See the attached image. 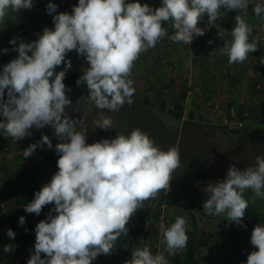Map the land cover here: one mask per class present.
I'll list each match as a JSON object with an SVG mask.
<instances>
[{
  "label": "clouds",
  "instance_id": "9594fccd",
  "mask_svg": "<svg viewBox=\"0 0 264 264\" xmlns=\"http://www.w3.org/2000/svg\"><path fill=\"white\" fill-rule=\"evenodd\" d=\"M250 6L257 17L264 14L259 0H162L157 8L139 0H78L71 13L58 12L57 4L49 0L45 10L54 27H45L32 42L9 40L18 55L0 71V130L17 143L31 136V129L49 127L60 141L55 145L57 172L24 205L26 213L36 215L53 205L35 226L34 252L27 264H92L101 254L111 255L118 238L127 236L132 216L146 200L170 189L172 173L181 165L177 148L162 150L138 128L86 143L87 129L77 130L79 119L67 112L72 106L64 84L72 67L68 54L75 50L87 62L76 84H86L88 100L100 110L96 128L109 130L114 122L104 110L116 112L126 103L132 105L135 88L129 77L134 62L168 35L164 22H172L171 41L190 45L205 35L206 29L199 27L202 18L207 16V27H215L221 8L237 11L232 39L224 43L220 55H226L230 65L242 64L259 48L257 41L249 42L252 30L239 14L247 15ZM33 7L34 0H0V22L10 12ZM62 64L63 70L57 72ZM226 119L239 131L236 112L234 117L227 113ZM45 145L53 149L51 139L42 134L40 141L24 149L23 158ZM248 190L253 193L251 201L245 198ZM207 192L202 207L208 216L224 215L229 224L246 228L249 204L264 200V155L243 170L229 165L225 178L209 183ZM187 223L185 216H177L170 226L161 224L158 248L162 245L163 250L153 254L148 246L137 247L125 264H169L165 253L175 256L187 248ZM18 224L25 225L26 218L21 216ZM6 235L15 239L16 233L8 229ZM250 243L257 250L248 254L246 264H264V225L254 226ZM13 250V245L4 246L6 253Z\"/></svg>",
  "mask_w": 264,
  "mask_h": 264
},
{
  "label": "rangeland",
  "instance_id": "374dc122",
  "mask_svg": "<svg viewBox=\"0 0 264 264\" xmlns=\"http://www.w3.org/2000/svg\"><path fill=\"white\" fill-rule=\"evenodd\" d=\"M52 2L57 4L58 12H67V9H68L69 13H71L73 6L78 4V0H52ZM48 3H49V0H34V7L31 10H21L18 14L10 12L9 15L5 18V21L0 22V50L5 49V48L10 50L7 54L3 53V51H0V69L1 70L5 64H7L10 60L16 58V56L18 55V53L17 55H15L16 54L15 51H11V49L13 48V45L9 44V40L11 38L13 37L18 38L17 35L11 34V32L13 31V25L18 15L22 16L23 19H25V17L28 16V19L34 22L36 18V16L34 15L35 11H38L41 14L40 16H44V20L46 21L50 20V23L46 24L47 28L51 29L54 27L52 16L48 15L45 10L46 5ZM222 13L225 14L223 16L237 15V13H234V12L226 13L225 11H222ZM261 17H264V14H262ZM255 18L257 19L256 15H255ZM218 20L223 21V18L219 17ZM202 21L203 23H201V25H204L207 27V20L205 18H202ZM250 24L252 26L254 25L253 30L256 33L255 35H252L251 37H256L259 34L264 35V25H261V23L259 25H256L255 22L250 23ZM223 25H220L221 28H218V27L214 28L215 29V32L213 34L214 39L219 37L216 35L217 32H221V31L224 32L228 30ZM30 31H29L30 36L25 37L23 41L31 42V39L29 38H35V40L37 39L36 37L37 33H33ZM37 31H39V29ZM219 39H222V38H219ZM19 41H20V38L17 39V42ZM174 50L175 49H173L171 53ZM151 51L154 54L153 55L151 54L150 56H148V59L152 58L153 63L158 69H163V72L166 71L165 73L166 75H164L166 76L165 79H167L168 81H172L173 85L176 88H172L169 85H167L164 93H157L154 90L155 85H157L155 81H161L160 75L153 76L151 74L152 76H149L151 79H155L157 77H160V78L153 81L154 82L153 86L149 82L150 84L149 88H146V89H144V87H146L145 81H148V80L147 78H145L144 75H140L136 79H134L133 77L132 78L129 77L134 82L133 87L135 88V94H134L135 97L137 96L136 98H138L139 96L140 98L138 99L144 98L145 100H147L151 108L150 107L145 108L144 105H142V103L133 101L132 103L133 105L128 106V109H130V111L129 112L125 111L124 115L130 116V112H131V115L133 116V121H134L135 116L139 117V112L147 113V115L150 114L151 117L154 119V122H156L158 126H160L161 129L159 132L161 133H159L158 137H155V138H152V136L150 135L148 136L150 137V139L155 141V144L162 150L166 151L167 148H165L162 144L160 145L159 143H163L162 141H165V142L169 141L170 137H172L174 134L175 144L173 142H168V143L172 144V146H169L170 148L175 147L178 149L180 153L181 165L178 168L180 170H183V167H182L183 160H187L189 158H192L193 156L200 157L199 164L210 167L211 172L213 173L212 176L213 178L216 177L215 182H217L225 178L229 165H235L237 168L241 170H243L245 167H248V166H255L256 157L258 155H264V143H261V145H259V143H257L258 141H256L254 138L253 140H251V138L247 139L245 142H243L242 139L240 140H237L236 138L228 139L227 137L226 138L228 140H226L225 136L221 135V133L217 131L212 136H209L207 134H204L203 131H200V132L197 131L196 126H195L196 125L195 123H197V121L194 124L193 123L190 124V120H188V116H187L188 113L191 111H195L194 106L199 101H200V104H202L201 102H203L204 105L207 103V101L215 103V101L213 100L212 94L208 95V93H204V94H201L199 99H195V100L191 99L189 101L187 100L185 101L186 99L185 98L184 99L185 105H183V107H186V108H185L183 117L181 118L180 121L174 120L168 116L167 111L171 110L173 105L178 103L181 100V95L184 92V90L182 89L183 86L180 82L183 81L182 77H185L184 71H186L185 70L186 66L177 65V67L174 69L173 63L172 65L167 64L168 63L167 58H166L167 54L165 55V60L163 63L157 60L160 54L165 53L164 48H162L161 50L159 49L157 51L158 55L156 56V58L154 56L156 52L152 50V48H151ZM210 52L212 51L210 50ZM142 54L140 56H142ZM199 54H200L199 56L202 55L201 53ZM203 55H205V53H203ZM249 56L252 57V59L247 60L248 64L246 66L244 65V63L242 64L239 63L238 65L239 68L235 69L236 73H238L236 76L237 77L236 80L234 77L230 79L226 77L221 78V80L223 81L226 80L227 83L232 85L233 97L234 98L236 97V99L240 102V104L246 103L247 104L245 105L246 107H250L251 105L255 106L256 103L259 102L261 97H264V82L259 83L260 87L259 89H257L255 87V83H257L258 81L255 80V76H254L255 67L264 63V46L259 45L258 50L256 52L249 54ZM67 59L71 60L72 67L74 68V71L78 79L82 75V71H81L82 68L88 67L87 62L85 61L83 57L78 56L75 50H73L72 52L68 54ZM139 61H135L134 66L132 68V70H135V73H137V71L139 70V69H135L140 66ZM223 61H228V60L224 59ZM203 66L204 65H200L199 67L201 70L204 71L206 70V68H204ZM63 67L64 65L62 64L61 66L57 67L56 71L58 72L60 70H63ZM164 67L166 68L164 69ZM216 68L218 71L220 70L219 67H216ZM132 70L131 72H133ZM157 72L159 73V71ZM176 72L179 73L180 75L173 78L174 77L173 75ZM231 75L233 76L234 73H232ZM64 84L66 85L68 89H70V91H68L66 95L72 100V106L67 109V112L70 118L79 119V122L77 124V130L87 129L86 143L92 144L102 139H114L116 137L117 132L123 133L125 135L128 134L129 130H127V120H124L122 117H119L120 116L119 111L110 112V111L104 110V115L111 117V119L113 120L114 128H111L109 130H103L100 128H96L94 121L99 119L100 110H98L94 106V104H92L88 100L87 98L88 89L86 87V84L82 83L79 86L77 85L75 87H69L68 84L65 82V79H64ZM237 86L239 88H236ZM254 87H255V90H254ZM246 94H249L250 97H248ZM185 96H186V92H185ZM248 98L252 100L249 102L246 101L248 100ZM5 99H6V94H5ZM161 101L164 102V107H162L160 110L159 103ZM213 105L215 104H211L210 106L208 105L207 107L205 105V108L203 107L202 109H207L209 111L208 108H213ZM224 110H225V107L221 106L219 110L220 112L215 113L217 115L216 117L217 119L218 117H220L219 113L223 112ZM202 113L198 115V117H200L203 120V121L201 120L202 121L201 123H204L205 125L212 124L213 126L220 125L219 123H214L208 120L210 118V114H207L204 112V114L202 115ZM143 118L147 120L148 117L144 116ZM0 119H2V117H0ZM123 121L124 123H121ZM30 131L32 133L31 136L26 137L23 140L18 141L17 143H14L10 137H7L3 133V131L0 130V135H1L0 144L2 142L4 143L3 148L0 149V206H3L6 203V205L3 208L0 207V211L2 209H4L5 211V217L0 218V264H27L25 263V260L29 259L30 255L34 252L32 251L29 253L26 251L28 250V247H27L28 242H30V240L32 241L35 239L34 230H35L36 222H33V220H31L30 218L26 219V222L28 223V225L24 226V228L29 227L31 229L30 230L31 232H28L26 235H24L23 232L20 230V226L18 224L19 218L22 215L11 213L10 211L8 212L5 209V207L9 205V208H12V209L16 208L18 209V211H21V209H23L24 211V205L31 202L32 199L34 198V193L36 191H39L42 185L46 184L48 182V179H50V176H47V175L50 174L51 171L49 172L36 171L34 170V166L38 165V163L42 160L43 156H47L49 158L52 157L53 159L54 158L58 159V154L55 152V145L60 141H58L53 135L54 130L49 127H45L39 130L33 128ZM166 133L170 134V136L167 135ZM42 134L47 135L51 139L52 144H53V149H48L47 146L45 145L42 149L37 148V150L30 157L23 158L22 153L24 149L27 148L30 144L37 143L38 141H40ZM229 140L232 142H229ZM2 168H4L5 171L2 170ZM178 169H176L175 171H178ZM57 170L58 169H57V162H56V166L53 167L52 173L55 174ZM4 174L14 175L15 180L10 181V184H8L9 180H7V183H4V180H5ZM2 175H4L3 178L1 177ZM24 176H25V179H28L31 176H34L36 178L35 179L36 181L35 189L30 188V191L26 192V189H24L26 187L25 184L33 186L34 181L33 180L28 181V183L25 181H24L25 183L22 182V184L24 185V188H23L21 186V181L24 180ZM185 179H188V178L186 177ZM189 179L190 181H192L191 178ZM8 187L14 188L15 192H12L8 195L6 193ZM170 190H171V187L170 189H165V193L164 191H161L158 194L157 198L146 200L143 203L142 208L137 210L135 213L136 219H141L143 221L142 225H146L147 227H151L152 224L150 223L154 220L153 225L155 226V230L157 232L156 236L154 238L153 237H149V238L143 237V241L153 246L155 245L157 252L163 250L162 245L158 248L159 241L162 239L160 231H159V226L162 224V222L163 224L165 223L164 224L165 226L171 225L169 222L170 218L168 217L167 212H166L168 209L167 198L169 196ZM249 192H250V195L253 196L252 195L253 193L251 192V190H249ZM197 197H198L197 205H195V207L193 208L187 207L185 210V217L188 219L190 215H194V218H196V221H197V225L201 229H205V227L207 226L206 220L208 219L209 216L205 213V211L203 210V207L202 208L200 207L201 205H203L201 195L197 194ZM19 198L21 199L23 203L22 202L18 203L17 205L18 208L13 207L12 206L13 200H17ZM45 207L47 210L45 211L43 208L44 213L38 215L37 222L40 219L42 220L46 219L50 210L53 208L51 205H46ZM52 214L55 215V213H52ZM156 216L158 217L157 220H155ZM218 221H220L221 223L225 222L226 223L225 228H228L230 232H237V231L239 233L242 232L241 241L239 243L236 242L237 244L234 247L235 249L233 251L235 252L236 257L232 255V258L235 257L237 262H244L245 257H246L245 255L246 252L248 250L249 251L251 250L249 248H246L248 245L246 244V241H245L247 239L246 235L250 233L249 232L250 228L237 226L234 223L229 224V222L225 219L224 215L215 216V219L211 221L210 224L213 225L217 223ZM129 225L131 224H127L128 227ZM141 227L142 226H140V224L138 223L137 228H141ZM8 229H12L18 234L17 239H10L9 237H7L6 232ZM244 242H245V246L243 247L242 245L244 244ZM5 245H13L14 250L10 253H6L4 251ZM132 248L135 249L136 247H132ZM240 253L244 254V258H243L244 260L239 259ZM127 254H128V250H127ZM165 255L168 261L170 262L173 256H167V253H165ZM42 258H43V254H42ZM126 258L127 257H125L123 261L116 260V259L111 260L109 258V260L107 259V263L108 264H125ZM107 263H106V260H102L99 262V264H107Z\"/></svg>",
  "mask_w": 264,
  "mask_h": 264
},
{
  "label": "trees",
  "instance_id": "16d2710c",
  "mask_svg": "<svg viewBox=\"0 0 264 264\" xmlns=\"http://www.w3.org/2000/svg\"><path fill=\"white\" fill-rule=\"evenodd\" d=\"M34 15L36 16L35 18L36 21L34 20V22L30 21L28 19V16L25 17V19H23L22 16L18 15L13 25V31L11 32V34L17 35L18 38H20V40L21 39L23 40L25 37L30 36L29 34L30 30H31L30 32L39 33V35H41L43 29L47 27L46 24L50 23V20L49 21L44 20V16H40L41 14L38 11H35ZM38 29L39 31H37ZM29 39H31V42L35 40V38H29ZM15 55H17V53ZM0 71L2 70L0 69ZM256 71L257 69L255 67L254 74H256ZM225 72H226L225 74L228 76L227 78L230 79L234 77L236 80L237 73H235L233 69L225 67ZM232 73H234L233 76L231 75ZM261 78H264V76L259 77V79ZM76 81H77L76 73L74 71V68L71 67V69H69L66 74L65 82L68 84L69 87H75L77 86ZM259 83H260L259 81L255 83V87L257 84L259 85ZM255 87H254V90H255ZM163 92L164 91L162 90V92L160 93H163ZM132 99L135 102L137 101V102L142 103V105H144L145 108L150 107L149 103L145 99L139 100L138 98L135 97V95L132 97ZM184 99H185V93L183 92L181 95V100L178 103L174 104L171 110L167 111V114L170 118L177 120V121L181 120L183 113H184V108H183ZM201 103L202 104L196 107L195 111H191L187 115L188 120L193 121V124L196 121H198L197 123H195L196 129L198 132L203 131L204 134L212 136L217 131V132H220L221 135L225 136V138L227 137L228 139L230 138H236L237 140L242 139V141L245 142L247 139L251 138V140H253L254 138L256 141H258L257 143H259V145H261V143H264V97H261L260 101L256 103L255 106L251 105L250 107H246L245 106L247 105L246 103H243V104L234 103L232 105L230 104L231 107L236 112V119L238 121H241L242 123L241 128L239 129V133L236 135L230 133V131L226 127H223L221 125H217V126L206 125L202 127V125L199 124V122L201 121V118L198 117V115L201 113L202 108L205 105L203 102ZM128 106L129 105L126 103L119 110V113H120L119 117H122L124 120H127V130H129L128 134L133 129L138 128L142 130L143 132H145L146 134L152 136V138L158 137L159 133H161L159 132L161 128L160 126H158L156 122H154V119L151 117V115L150 114L147 115V113L139 112V117L135 116L136 120L134 119L133 121V116L131 115V112H130V116L124 115L125 111L127 112L130 111V109H128ZM162 107H164L163 101L159 103L160 110ZM229 108L230 106L227 107L226 109H229ZM144 116L148 117L147 120L143 118ZM121 123H124V121ZM166 134L170 136V134L168 133ZM0 138H1V135H0ZM227 138L226 140H228ZM162 142L163 143H159V144L160 145L162 144L168 150L170 148L169 146H172V144L168 142H173L175 144L174 134L172 137H170L169 141H166V142L162 141ZM229 142H232V141L229 140ZM3 144H4L3 142L0 144V149L3 148ZM199 161H200V157H196V156H193L192 158H189L187 160H183L182 167L184 171L178 169V171H174L172 173V180L170 181L171 190L167 198L168 209L166 211L168 217L170 218V221H169L170 224L175 221V218L177 216H185V210L187 207L193 208L195 207V205H197V201H198L197 194L201 195V199L203 202L210 195L207 192V185L209 183H215L216 177L213 178L212 176L213 173L211 172L210 167L199 164ZM2 170H4V168H2ZM4 175H2L1 177L3 178ZM186 177L188 179H185ZM189 178H191L192 181H190ZM4 179H5L4 183H7V180H9L8 184H10V181L14 180L15 176L6 174ZM30 179L33 180L34 176H31ZM24 181L28 183L29 178L24 179ZM12 192H15L14 188L8 187L6 193L9 195ZM252 197L253 196L250 195L249 190L246 191L245 198L251 201ZM18 203H19V199L13 200L12 206L17 207ZM200 207L202 208V205ZM12 210L14 211L15 209H12ZM20 212H21V215L25 217L26 213L23 211V209H21ZM16 213H18V210H16ZM157 219L158 217L156 216L155 220ZM141 221H142L141 219H135V221L132 223V227L134 229H137L140 232V235L142 236V238L143 237H148V238L153 237L154 238L157 233L155 230V226L153 225L154 220L150 223L152 224V226L148 227L147 231L144 232V234L142 233L141 228H137V226L135 225V223L137 224L139 223L140 225H142L143 221L142 222ZM187 221H188L187 235L189 237L187 248L184 253L173 256L169 264H200L199 254L203 253L204 251L209 250V248L212 246H215L216 248H218L219 245H222L218 240L216 239L215 241L213 240V235H214L213 232H207L201 229L197 225V221H196V218H194V215H190ZM243 223L246 225V228L248 227L250 228L249 229L250 233L252 232L256 224H264V200L257 198L255 203L249 204V207L247 208L245 212V219ZM27 225L28 223L26 222L25 225L20 226V230L22 231L23 230L22 228H24V226H27ZM216 228L217 230L215 229L216 231L214 230V233L215 235L216 234L218 235V237L221 239V242L225 240L224 239L225 236H227L226 238H233L234 242H233L232 249H234L235 245L241 241L242 232L241 233H239L238 231L230 232L228 228H225V224H222L220 221L217 222ZM28 229L30 228L28 227ZM17 237H18V234L16 233L15 239H17ZM250 237L251 236L247 237L246 244L250 246L249 249H251L250 252H252L254 251L253 249L255 248L250 243ZM242 246L243 247L245 246V242ZM127 250L128 248L125 247L123 236H122L118 238V240L116 241V245L112 251V253L116 251V254L114 255V257L110 259L111 260L112 259L123 260L125 258L124 256L127 255ZM150 251L154 254V250L152 248H150ZM232 253H233V250H232ZM102 257H104V254H101L97 258L101 259ZM232 262H233V258L231 254L229 257L228 264H232Z\"/></svg>",
  "mask_w": 264,
  "mask_h": 264
},
{
  "label": "crops",
  "instance_id": "0c3cea01",
  "mask_svg": "<svg viewBox=\"0 0 264 264\" xmlns=\"http://www.w3.org/2000/svg\"><path fill=\"white\" fill-rule=\"evenodd\" d=\"M145 1H148L150 3V7L153 8H157L161 6L162 0H139V2L141 4H144ZM129 2H134V0H129ZM259 2L264 3V0H259ZM73 6V5H72ZM224 8H221L220 11V16L223 18L222 20H217L216 21V28H221L220 25L225 26L228 30L224 31L221 33V37H217V38H213V34L215 32V27H206L204 25H201V23H203V21L201 20L200 22V26H203L206 31H205V35L200 36L196 42L192 45V47L188 48V47H181V46H177L175 48V50L171 53V52H166L167 56V61H168V65H172L174 66V69L177 67V65L179 66H186L184 71L185 77H182V80L180 83L182 84V89L184 90V93L186 92V96H185V101H189L191 99L195 100V99H199L201 94L204 93H208V95L212 94L213 95V100L214 102H207L205 105L206 107L208 106V104H215V105H219L220 107H225V110L220 114V117H218V119L216 118L217 115L215 113H217V111H214L212 108H208L209 111L207 109H202L201 113L202 115L205 113L210 114V118L208 120L214 122V123H219L221 126L226 127L227 129L230 130L231 125H227L230 121H228L227 118V107H231L232 104L236 103V104H240V102L236 99V97L234 98L232 95V85L227 83L226 80H221V78L223 77H228L225 73V67L231 68L233 69V71H235L237 68H239V63L237 64H229L228 61H223L224 59L228 60V57L225 56H221L220 55V51L221 48L223 47L224 43L226 41H230L232 39L231 37V30L232 28H234L235 26V16L236 15H232V16H223L225 15L224 13H222V11H224ZM67 12L69 13V10L67 9ZM234 13H237V11H232ZM252 7L250 6L247 12V15L244 14H240L242 15V18L245 19L246 23L249 25V27L251 28V33L249 35V39L252 35H255V31L253 30V26L250 23H254L256 25H259L261 23V25H264V17H257V19L255 18V14L254 12L252 13ZM207 20V16L204 17ZM224 22V23H223ZM250 22V23H249ZM226 24V25H225ZM222 38V39H219ZM209 41H211V43H209ZM215 42V43H214ZM161 50V48L158 47H154L152 48V50H154L156 52V54L154 55L155 58L158 55L157 51ZM206 49L205 55H203V50ZM212 52H210V50ZM201 53L202 55L199 56ZM212 53V54H211ZM153 55L154 53L151 51V49H149L148 51L144 52L142 54V56H140L136 61H139L140 66L138 68L135 69H139L137 71V73H135V70H132L133 72H131V76L130 78H138V76L140 75H144L145 78H147L148 81H145L146 87H144V89L149 88V82L151 83V85H154V80L158 79L161 77V81H155V83H157V85H155V91L157 93L162 92L163 88L166 89L167 85H169L172 88H176L173 85L172 81H168L167 79H165L166 75V71L163 72V69H158L155 64L153 63V59L150 58L148 59V56ZM252 57L248 56V58L246 59V61H244V65L246 66L248 64L247 60H251ZM143 60V61H142ZM158 60V59H157ZM155 61V60H154ZM200 65H204L203 67L206 68V70H201L200 69ZM134 66V65H133ZM216 67H219L220 70L218 71ZM166 67H164L165 69ZM159 71V73L157 72ZM168 72V71H167ZM181 73V72H180ZM157 76L160 75V77H157L155 79H151L149 76ZM182 74V73H181ZM238 74V73H237ZM180 75L179 73H175L173 76V78H175L176 76ZM166 80V81H164ZM171 80V79H170ZM160 82V83H159ZM143 88V87H141ZM236 88H239L238 86ZM164 93V92H163ZM248 97H250L249 94H246ZM137 97V96H136ZM138 98H140L138 96ZM139 100H144L143 99H139ZM252 99L248 98V101H251ZM260 101V100H259ZM231 104V105H230ZM185 105V102L184 104ZM189 105V104H188ZM200 105V101L198 103H196V105L194 106V108L196 109L197 106ZM205 108V106H203ZM184 111L186 107H183ZM184 114V113H183ZM183 117V116H182ZM216 118V119H214ZM202 120V119H201ZM203 121V120H202ZM202 121L199 122L200 125H202V127L206 126L204 123H201ZM198 122V121H197ZM193 123L190 120V124ZM212 125V124H211ZM57 158V157H56ZM41 159V158H40ZM39 159V160H40ZM36 160V159H35ZM56 162L57 159H53L52 157H47V156H43L42 160L38 163L37 166H34V170L36 171H44V172H49L51 171L50 174H48L47 176H50V179H48V182L51 180V177L54 175L52 173L53 167L56 166ZM27 176V175H25ZM24 176V179H25ZM21 177V176H20ZM35 177L33 179L34 184L33 186L30 185H26V187L24 188V185L22 184V182H24V180L21 181V186L26 189V192L30 191L31 189H35L36 188V181H35ZM15 180V179H14ZM29 181H32V179H30L29 177ZM47 182V183H48ZM25 183V182H24ZM171 183V182H170ZM40 184V183H39ZM30 186V187H29ZM171 187V184H170ZM22 202L21 199L19 198V203ZM23 203V202H22ZM53 207V205H51ZM44 210L46 211V207H44ZM41 211L40 214L44 213ZM139 210V209H138ZM39 214V215H40ZM136 214H134L132 216V218L130 219V221L128 222L129 227L126 225V227L128 228V234L126 237H123L124 240V245L125 247L128 248V254L125 255L124 257H127L125 259V261H127V259H131V252L134 250L132 247H144V246H148L149 248L152 247L151 244L146 243L145 241H143V238L140 235V232L137 229H134L132 227V222L136 219ZM26 219H31L33 220V222H36L35 225H37L42 219H40L37 222V217L38 215H34V214H26L25 215ZM165 224V223H164ZM222 224H225V222H222ZM264 225V224H261ZM157 234V233H156ZM251 236V233H248L246 235ZM246 241V240H245ZM34 243H35V239L34 240H30V242H28L27 247L28 250L26 252H32L34 251ZM236 246V245H235ZM246 248H250V246L246 247ZM235 249V248H234ZM233 249V251H234ZM254 251L257 249H253ZM130 252V253H129ZM238 252V251H237ZM236 252V253H237ZM250 253V251L248 250L246 252V257H245V261L244 262H237L236 261V256H235V252L232 253L233 256H235L233 258V262L232 264H246V260H247V256ZM112 255V254H111ZM111 255H104V257H102L101 259L96 258L92 264H99L100 261L102 260H106L107 263V259L109 260V258H112ZM123 257V258H124ZM106 258V259H105ZM173 258V257H172ZM244 260V259H242ZM123 261V260H120ZM108 264V263H107Z\"/></svg>",
  "mask_w": 264,
  "mask_h": 264
},
{
  "label": "built area",
  "instance_id": "2783aa9c",
  "mask_svg": "<svg viewBox=\"0 0 264 264\" xmlns=\"http://www.w3.org/2000/svg\"><path fill=\"white\" fill-rule=\"evenodd\" d=\"M145 3L146 4H148L149 6H150V3L148 2V1H145ZM144 3V4H145ZM226 13H230V12H228V11H226V10H224ZM234 11V10H233ZM232 12V11H231ZM171 21H168V22H164V24H163V27L165 28V30L167 31V36H165V37H162L158 42H157V44H156V46L155 47H158V48H164L165 49V53H162V54H160L159 56H158V60L159 61H161L162 63L164 62V60H165V55H166V52L168 53V52H171L173 49H175L177 46H181V47H188V48H190V47H192V45H193V43L196 41V39L198 38V37H196V38H194V40H193V42L190 44V45H186V44H183L182 42L181 43H176V42H173V41H171L168 37H170L171 35H173L174 34V29L171 27ZM199 27H201L200 25H199ZM201 28H204V27H201ZM42 34V33H41ZM216 35L217 36H219V37H221V32H217L216 33ZM38 36H39V33H37V35H36V37L38 38ZM257 41L258 42V46L259 45H261V46H264V35H261V34H259V35H257L256 37H251L250 39H249V42H252V41ZM203 52L205 53L206 52V49H204L203 50ZM256 69H257V71H256V74H254V76H255V80L256 81H259L260 83H262V82H264V78H261V79H259V77L260 76H264V63H262V64H260V65H258L257 67H256ZM259 85L257 84L256 85V88L257 89H259ZM209 106L211 105V104H208ZM220 106L219 105H213V110L214 111H217V112H220L219 110H220ZM222 111V110H221ZM227 113H228V116H230V117H234L235 116V110L233 109V108H229V109H227ZM237 127H241V124H237ZM164 191V193H165V190H163ZM5 202H7V201H5ZM4 202V203H5ZM6 205V203L3 205V206H0L1 208H3L4 206ZM18 208V207H17ZM5 209L9 212H11V213H16V210H18V209H16L15 208V210L13 211L12 210V208H9V205L7 206V207H5ZM16 214H21V212L20 211H18V213H16ZM2 217H5V211H4V209H2L1 211H0V218H2ZM6 219V218H5ZM161 219V218H160ZM215 219V216H209L208 217V219L206 220V224H207V226L205 227V229H203V230H205V231H207V232H213V240L215 241V239L216 240H218L222 245H219V247L218 248H216L215 246H212V247H210L209 248V250H207V251H204L203 253H201V254H199V261H200V264H228V261H229V257H230V255L232 254V246H233V242H234V240H233V238H226L227 236H225V240H223V242H221V239L218 237V235L216 234L215 235V233H214V230L216 229L217 230V228H216V226H217V223H215V224H210L211 223V221H213ZM7 220V219H6ZM162 220V219H161ZM3 221H5V220H3ZM2 224V223H1ZM162 224H163V222H162ZM135 225L136 226H138V224L137 223H135ZM140 226H142L141 227V230H142V233L144 234V232H146L147 231V229H148V227L146 226V225H140ZM31 229H28V228H24L23 230H22V232H23V234H27L28 232H31L30 231ZM215 230V231H216ZM218 234H220V233H218ZM153 250H154V254L157 252V249H156V246L154 245H152V247H151ZM116 254V251H114L113 252V255H112V257H114V255ZM244 258V255L243 254H239V259H243ZM27 261H28V259L27 260H25V263H27Z\"/></svg>",
  "mask_w": 264,
  "mask_h": 264
},
{
  "label": "water",
  "instance_id": "95a60500",
  "mask_svg": "<svg viewBox=\"0 0 264 264\" xmlns=\"http://www.w3.org/2000/svg\"><path fill=\"white\" fill-rule=\"evenodd\" d=\"M230 132H231L232 134H234V135H236V134L239 133V131L236 130L234 127L230 128Z\"/></svg>",
  "mask_w": 264,
  "mask_h": 264
}]
</instances>
